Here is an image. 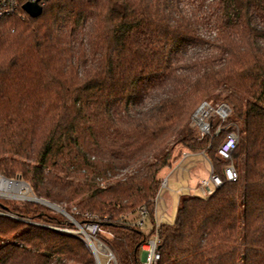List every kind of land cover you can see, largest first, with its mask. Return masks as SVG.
Returning <instances> with one entry per match:
<instances>
[{
	"label": "trees",
	"instance_id": "1",
	"mask_svg": "<svg viewBox=\"0 0 264 264\" xmlns=\"http://www.w3.org/2000/svg\"><path fill=\"white\" fill-rule=\"evenodd\" d=\"M191 48L210 51L184 59ZM211 100L232 112L201 134L191 116ZM237 128L229 181L218 147ZM176 145L223 184L181 195L156 227ZM0 174L98 222L120 264H139L156 230L158 264H264V0H47L37 17L1 19ZM143 205L150 232L132 224ZM0 209L20 217L0 215V264H96L80 236L34 223L73 226L67 215L30 200Z\"/></svg>",
	"mask_w": 264,
	"mask_h": 264
},
{
	"label": "built area",
	"instance_id": "2",
	"mask_svg": "<svg viewBox=\"0 0 264 264\" xmlns=\"http://www.w3.org/2000/svg\"><path fill=\"white\" fill-rule=\"evenodd\" d=\"M47 0H0V20L9 17V16H18L20 18H25L29 13L24 9V4L27 2H37L39 5L44 7ZM231 107L222 102L217 108L214 107V104L210 101H203L200 106L196 109L191 117V121L194 126L197 127L198 132L201 134H209L211 132V128L213 126V119L219 115L221 119V123L224 122L231 115ZM222 129V125L220 124L217 128L215 134H219ZM240 141L239 130L233 129L226 133L222 143L218 147L219 155L227 162L224 167V175L229 181H235L238 177L236 167L233 159V152ZM208 159V158H207ZM209 162V171L210 175L206 178H203L199 186L197 187L198 193L201 196H208L212 194L218 187L223 184L222 176L214 171L213 164L208 159ZM20 181L30 187L29 183L24 181L22 178H9L5 175L0 174V198L10 199L12 197H16V193L8 190V184L6 181ZM168 184L167 177L162 179V187H165ZM161 189V188H160ZM189 189V187H188ZM183 190V189H182ZM32 191V189H31ZM34 194V193H33ZM35 197L34 196H26L19 197L26 200H30L28 198ZM18 198V197H17ZM161 199L160 191L155 198L156 206H155V218H156V227L159 225L158 216H157V202ZM75 209V207H74ZM0 215H7L15 218H20L16 214H13L7 210L0 209ZM66 215V214H65ZM72 222L73 226L68 224L64 225H52L40 222H34L37 224H44L49 227H53L55 229L65 231L68 233H73L80 236L93 251L94 256L97 261L96 264H120L117 254L114 252L112 248H110L105 241H103L98 232L101 230L98 222L96 221H88L85 223H80L74 219V217L69 214L67 215ZM104 218H107L105 216ZM132 224L141 230H145L146 232H150L152 229V223L150 220L149 210L145 205L141 206L137 212L135 217L133 218ZM141 258L139 264H158V261L161 258L160 253V237L158 235L157 230L152 233L151 237L141 246ZM102 257L106 260L102 261ZM95 259V260H96Z\"/></svg>",
	"mask_w": 264,
	"mask_h": 264
},
{
	"label": "rangeland",
	"instance_id": "3",
	"mask_svg": "<svg viewBox=\"0 0 264 264\" xmlns=\"http://www.w3.org/2000/svg\"><path fill=\"white\" fill-rule=\"evenodd\" d=\"M203 32H206V31H203ZM209 51L210 49H207V48H201V49L191 48L184 56V59H187L190 57H196V56L200 57V56L205 55ZM162 94H164V90H162L161 88L151 91V93L146 95L145 97V101H144L145 105L147 106L151 104L157 98H159V96H161ZM210 102L214 104L215 108H217L222 103L219 101V103L215 104L214 100H211ZM219 121H220V117L218 115L214 118V123L216 124ZM190 124L195 128V131L198 132L197 127L194 126L191 120H190ZM172 158H174L173 165L171 166V168L166 167L162 173L163 175L162 179L167 177L168 184L165 187H162V180H161V189H160L161 199L157 202V205H158L157 216L159 218L158 222L173 221L175 219L179 197L181 195L188 194V193H194V194L198 193L199 191L197 187L199 186L200 181L203 178H206L210 175L209 162H208L207 157L203 153H193L187 150L186 148L182 147L181 145H176ZM123 174H124V171H122L115 178L122 177ZM104 183L105 182H103L102 185H104ZM15 193L19 194L20 196H25V195L34 196L33 192L31 191L29 187H27V190L24 192L15 191ZM4 199H7V198H4ZM10 200L16 203H22L23 201H26V199L19 198V197L17 198V196L10 198ZM30 201H34V200H30ZM34 202H37V201H34ZM58 205L62 207L63 209H65L64 206H61L60 204ZM46 206L49 207L54 213L60 212L58 211V209H55L48 205ZM53 206L56 207L55 205ZM131 217H134V215H132ZM105 260L106 259L102 257V261L105 262Z\"/></svg>",
	"mask_w": 264,
	"mask_h": 264
},
{
	"label": "water",
	"instance_id": "4",
	"mask_svg": "<svg viewBox=\"0 0 264 264\" xmlns=\"http://www.w3.org/2000/svg\"><path fill=\"white\" fill-rule=\"evenodd\" d=\"M24 9L32 17H37L43 12V7L41 5H39L37 2H27V3H25L24 4ZM28 199L43 203L45 205H48V206L53 207L55 209H58V211H60L63 214L69 215V213L65 209L60 207L58 204L53 203V202H51L49 200H46L44 198H40V197L35 196V197H30ZM53 205H56V207H54ZM95 259H96V257H95ZM96 261H97V259H96Z\"/></svg>",
	"mask_w": 264,
	"mask_h": 264
},
{
	"label": "bare ground",
	"instance_id": "5",
	"mask_svg": "<svg viewBox=\"0 0 264 264\" xmlns=\"http://www.w3.org/2000/svg\"><path fill=\"white\" fill-rule=\"evenodd\" d=\"M6 183L8 184V186H7L8 190H11V191H14V192L15 191H22V192H24V191L27 190V186L23 182H20V181H9L8 180V181H6ZM16 196L17 197H26V195L25 196H20L17 193H16Z\"/></svg>",
	"mask_w": 264,
	"mask_h": 264
},
{
	"label": "crops",
	"instance_id": "6",
	"mask_svg": "<svg viewBox=\"0 0 264 264\" xmlns=\"http://www.w3.org/2000/svg\"><path fill=\"white\" fill-rule=\"evenodd\" d=\"M164 199V198H163ZM161 220V219H160Z\"/></svg>",
	"mask_w": 264,
	"mask_h": 264
}]
</instances>
